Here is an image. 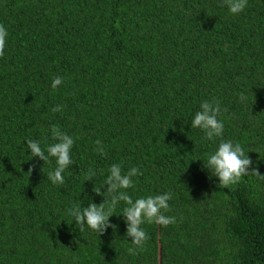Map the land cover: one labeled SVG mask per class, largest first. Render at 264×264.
Masks as SVG:
<instances>
[{"label":"trees","instance_id":"16d2710c","mask_svg":"<svg viewBox=\"0 0 264 264\" xmlns=\"http://www.w3.org/2000/svg\"><path fill=\"white\" fill-rule=\"evenodd\" d=\"M0 25V264H264V179L223 186L204 166L232 141L264 175V0L239 14L223 0H0ZM205 100L221 107L213 140L191 127ZM52 125L74 140L63 185L47 178L54 157L26 149L47 155ZM114 163L142 173L122 189L133 200L171 193L176 222L143 223L140 247L123 201L99 236L66 211L110 199Z\"/></svg>","mask_w":264,"mask_h":264},{"label":"clouds","instance_id":"9594fccd","mask_svg":"<svg viewBox=\"0 0 264 264\" xmlns=\"http://www.w3.org/2000/svg\"><path fill=\"white\" fill-rule=\"evenodd\" d=\"M223 4L227 6L230 13L239 14L246 8L247 0H223ZM7 36V29L3 25H0V56L4 54ZM62 83L63 78L56 76L52 80L51 86L56 88ZM240 99L244 100L246 97L241 94ZM51 110L53 112H60L62 111V106L57 105ZM220 113L221 107L218 101H202L200 110L191 119V127L202 129L205 138L208 140L221 137L224 124L217 118ZM51 137L53 142L46 146L47 155L45 154V150L41 148L40 143L33 139L26 141V149L30 150L31 157H38L44 162L48 161L49 157H54L57 166L53 171L48 172L47 178L53 184L63 185L65 183L63 173L65 169L74 163L70 156L74 140L56 125H52L51 127ZM95 143L97 145L95 151L101 155L106 154L103 142L98 139ZM252 164V159L245 154L239 143L234 144L232 141L221 140L214 153H211L207 157L204 166L212 170L213 175L218 177L221 185L228 186L229 184L239 182L242 176L249 173L258 176L260 179H264V175L257 168L251 167L250 170ZM32 170V166H29L27 173L30 175ZM108 171L109 174L101 187L107 185L106 190L103 192H107L110 199L104 198L101 203L97 204L91 202V198L85 194V198L89 200L87 206H82V202H80V204H73L66 210L74 218L75 225L79 226V231H83L85 225L98 234V236L103 234L109 227L115 231L117 225L112 224L109 217L113 214L112 210L121 201L126 204V207L122 211L127 224L126 236L131 237V243L137 247L142 246L144 241L149 239L148 234L141 227L143 223H155L166 227L176 222L175 217L163 214V212L169 210L168 201L171 199V193L166 192L133 200L126 191H122V189L134 186L132 177L142 174L138 168L131 167L127 173H122L121 166L114 163ZM94 175L95 172L89 169L85 180H92ZM101 187H93V192L102 195ZM128 251L133 255L136 252L135 248H129Z\"/></svg>","mask_w":264,"mask_h":264}]
</instances>
